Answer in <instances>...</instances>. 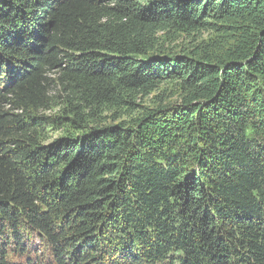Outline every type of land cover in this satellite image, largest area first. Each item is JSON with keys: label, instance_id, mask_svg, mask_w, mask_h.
Returning a JSON list of instances; mask_svg holds the SVG:
<instances>
[{"label": "trees", "instance_id": "trees-1", "mask_svg": "<svg viewBox=\"0 0 264 264\" xmlns=\"http://www.w3.org/2000/svg\"><path fill=\"white\" fill-rule=\"evenodd\" d=\"M0 264H264V0H0Z\"/></svg>", "mask_w": 264, "mask_h": 264}, {"label": "rangeland", "instance_id": "rangeland-1", "mask_svg": "<svg viewBox=\"0 0 264 264\" xmlns=\"http://www.w3.org/2000/svg\"><path fill=\"white\" fill-rule=\"evenodd\" d=\"M167 44H168V42H167ZM186 45L187 43H186V41L184 40V38L182 37H179V38H177V40L174 42V44H171V45H173V46H178V48L180 47V46H182V45ZM168 88V90H167V92L168 93H170L171 91H169V87H167ZM176 91V90H175ZM176 93V92H175ZM177 97H176V95L172 98L173 100H175ZM172 100V101H173ZM148 101L149 100H147V102H146V104L148 103ZM58 111V109L57 108H55L54 110H50V111H47L46 112V115H48V116H52V117H54V115H55V113ZM60 132H61V130H59L58 132H50L49 133V135L52 137V138H56L59 134H60ZM35 244L38 246V240L36 239L35 241ZM30 243H32V242H30ZM31 256H35V253H31L30 254Z\"/></svg>", "mask_w": 264, "mask_h": 264}]
</instances>
